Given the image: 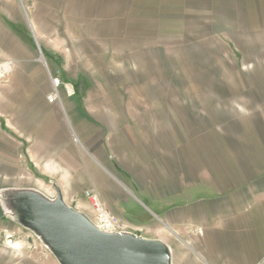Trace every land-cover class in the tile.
I'll return each instance as SVG.
<instances>
[{
  "label": "rangeland",
  "instance_id": "1",
  "mask_svg": "<svg viewBox=\"0 0 264 264\" xmlns=\"http://www.w3.org/2000/svg\"><path fill=\"white\" fill-rule=\"evenodd\" d=\"M5 66L0 264H60L62 232L100 243L86 191L191 264L174 195L264 177V0H0Z\"/></svg>",
  "mask_w": 264,
  "mask_h": 264
},
{
  "label": "crops",
  "instance_id": "2",
  "mask_svg": "<svg viewBox=\"0 0 264 264\" xmlns=\"http://www.w3.org/2000/svg\"><path fill=\"white\" fill-rule=\"evenodd\" d=\"M242 182L235 192L231 188L222 193H197L195 198L187 200L188 204L184 195H174L178 204L173 208L178 215L187 213L194 228L191 242L187 240L186 244L191 245V253H186L187 258L192 256L191 264H257L264 258V177L255 176ZM149 202L156 210L152 213L158 216H164L169 210ZM3 206L7 207L6 200L0 199V211ZM176 233L181 234L179 230ZM50 251L51 255H57L51 247ZM163 256V264H181L170 253L165 252ZM58 260L57 263L65 264ZM182 264H186L185 257Z\"/></svg>",
  "mask_w": 264,
  "mask_h": 264
},
{
  "label": "water",
  "instance_id": "3",
  "mask_svg": "<svg viewBox=\"0 0 264 264\" xmlns=\"http://www.w3.org/2000/svg\"><path fill=\"white\" fill-rule=\"evenodd\" d=\"M69 233L62 232L64 236L61 240L66 247H53L58 258L65 264H163V253L166 250L162 246L154 247L134 236L126 237L121 233L113 236L112 233L99 230L101 240L97 243L91 239L74 240ZM46 234L50 235L52 232L48 231ZM115 237L118 242L112 243Z\"/></svg>",
  "mask_w": 264,
  "mask_h": 264
},
{
  "label": "built area",
  "instance_id": "4",
  "mask_svg": "<svg viewBox=\"0 0 264 264\" xmlns=\"http://www.w3.org/2000/svg\"><path fill=\"white\" fill-rule=\"evenodd\" d=\"M58 85V84H57ZM58 94L54 93L50 97V102H55ZM85 196L88 198L93 211L96 214L97 226L100 231L105 233H119L122 230L130 229L131 226L122 223L119 218L111 215L107 209L104 208L100 197L93 191H86ZM257 264H264V258Z\"/></svg>",
  "mask_w": 264,
  "mask_h": 264
},
{
  "label": "bare ground",
  "instance_id": "5",
  "mask_svg": "<svg viewBox=\"0 0 264 264\" xmlns=\"http://www.w3.org/2000/svg\"><path fill=\"white\" fill-rule=\"evenodd\" d=\"M8 66H5L4 69H0V77H2L5 73L9 71L10 66L9 67Z\"/></svg>",
  "mask_w": 264,
  "mask_h": 264
}]
</instances>
